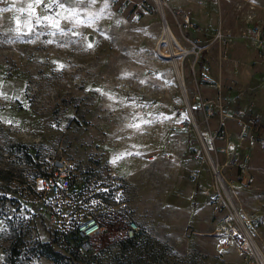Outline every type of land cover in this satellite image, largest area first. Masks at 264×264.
<instances>
[{
	"label": "rangeland",
	"instance_id": "obj_1",
	"mask_svg": "<svg viewBox=\"0 0 264 264\" xmlns=\"http://www.w3.org/2000/svg\"><path fill=\"white\" fill-rule=\"evenodd\" d=\"M113 1L0 0V264H256L214 234L198 133L263 246L264 150L239 132L258 119L264 138V39L250 34L264 0H165L163 13L159 0ZM220 103L234 115L213 141ZM233 153L249 156L251 186L226 164ZM57 157L74 170L68 197L40 182ZM89 215L102 230L82 253ZM130 221L148 232L128 238Z\"/></svg>",
	"mask_w": 264,
	"mask_h": 264
},
{
	"label": "built area",
	"instance_id": "obj_2",
	"mask_svg": "<svg viewBox=\"0 0 264 264\" xmlns=\"http://www.w3.org/2000/svg\"><path fill=\"white\" fill-rule=\"evenodd\" d=\"M165 3V0H162ZM198 4H204L209 0H194ZM111 4H114L112 0ZM124 9V3L121 5ZM186 21L188 22V16L186 15ZM220 33V32H219ZM250 34L255 41H262L264 34V22L254 25L251 28ZM216 114L219 115L221 121L218 129L210 133V139L215 140L222 138L221 125L223 123V117L233 116L232 111L224 109L220 103L218 105ZM201 109L208 119L214 112L211 107L206 103H201ZM192 117V114H190ZM193 118V117H192ZM248 126V128H246ZM182 127V125H180ZM175 127L174 131H177ZM202 146L206 152V156L210 162V174L211 179L206 185H202L200 182V174L197 170H191L189 178L194 184L199 183L203 186L202 192L205 198L206 204L213 208V212L218 216L214 234L219 238V241L223 247L234 246L238 252L247 255L255 260L256 264H264V244L259 246L253 237V223L248 218L243 216L235 207L231 200L225 183L224 176L222 174V166L215 163L211 158L204 145V142L200 136ZM254 128V121H248V123L241 128L239 137L241 140H246L249 147H257L264 150V138L260 136ZM165 156H169V153L165 152ZM249 156L240 154H231L226 164L235 167L236 181L244 186H251L254 180V176L248 169ZM48 173L41 177V183L45 188V195L50 197H68L73 188L74 170L71 162L64 158H51L48 163ZM117 180V179H116ZM102 230L100 221L95 216H87L78 222L75 233L79 240L78 251L82 253L89 252L92 248V240ZM126 236L128 238H134L137 235H142L148 230L142 228L135 221H130L126 227Z\"/></svg>",
	"mask_w": 264,
	"mask_h": 264
},
{
	"label": "bare ground",
	"instance_id": "obj_3",
	"mask_svg": "<svg viewBox=\"0 0 264 264\" xmlns=\"http://www.w3.org/2000/svg\"><path fill=\"white\" fill-rule=\"evenodd\" d=\"M163 5H164V2L159 0V6H160L161 13H163V11H162V9H163V8H162ZM173 39H174V38L172 37V33H171L170 28H169L167 25H164V28H163V34H162V36H161V38H160V43H161V42H165V43H167L168 45H170V41L173 40ZM172 53H173V52H172ZM171 58H172V64H173L174 70H175L176 75H177V77H178V80H180V84H181V82H182V80H183V79H182V76H181L180 72L178 71L177 63H176L174 57L171 56Z\"/></svg>",
	"mask_w": 264,
	"mask_h": 264
},
{
	"label": "trees",
	"instance_id": "obj_4",
	"mask_svg": "<svg viewBox=\"0 0 264 264\" xmlns=\"http://www.w3.org/2000/svg\"><path fill=\"white\" fill-rule=\"evenodd\" d=\"M201 56H202V55H201ZM197 63H198V64H201V63H202V57H201V59H199V60L197 61ZM254 128L256 129L257 133H259V134L262 133L263 127L261 126V124H260V122H259L258 119H255V120H254ZM137 236H139V235H137ZM137 236H135V237H137ZM48 250H49L50 252L54 253V254H59V255H61V256H64L63 253H62V251H61V249L56 248V247H55L54 245H52V244L48 246ZM65 256H67V255H65ZM68 258H70L73 262H77L76 259H74L75 257H73V256H71V255H68Z\"/></svg>",
	"mask_w": 264,
	"mask_h": 264
},
{
	"label": "water",
	"instance_id": "obj_5",
	"mask_svg": "<svg viewBox=\"0 0 264 264\" xmlns=\"http://www.w3.org/2000/svg\"><path fill=\"white\" fill-rule=\"evenodd\" d=\"M181 84L183 85V83L181 82ZM183 95H184V98L186 99V94H185V90H183ZM187 101V100H186ZM187 107H188V110H189V113L191 114V109L189 107V105L187 104Z\"/></svg>",
	"mask_w": 264,
	"mask_h": 264
},
{
	"label": "snow or ice",
	"instance_id": "obj_6",
	"mask_svg": "<svg viewBox=\"0 0 264 264\" xmlns=\"http://www.w3.org/2000/svg\"><path fill=\"white\" fill-rule=\"evenodd\" d=\"M31 7V6H30ZM89 46H91V45H89ZM117 159H119V157H117ZM114 163H115V160L113 161Z\"/></svg>",
	"mask_w": 264,
	"mask_h": 264
},
{
	"label": "crops",
	"instance_id": "obj_7",
	"mask_svg": "<svg viewBox=\"0 0 264 264\" xmlns=\"http://www.w3.org/2000/svg\"><path fill=\"white\" fill-rule=\"evenodd\" d=\"M263 39H264V34H263Z\"/></svg>",
	"mask_w": 264,
	"mask_h": 264
}]
</instances>
